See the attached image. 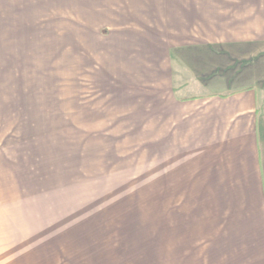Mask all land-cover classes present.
Instances as JSON below:
<instances>
[{
	"label": "crops",
	"instance_id": "0c3cea01",
	"mask_svg": "<svg viewBox=\"0 0 264 264\" xmlns=\"http://www.w3.org/2000/svg\"><path fill=\"white\" fill-rule=\"evenodd\" d=\"M51 1L65 33L115 36L114 123L154 131L176 217L159 251L58 232L22 156L0 149V264H264V0Z\"/></svg>",
	"mask_w": 264,
	"mask_h": 264
},
{
	"label": "rangeland",
	"instance_id": "374dc122",
	"mask_svg": "<svg viewBox=\"0 0 264 264\" xmlns=\"http://www.w3.org/2000/svg\"><path fill=\"white\" fill-rule=\"evenodd\" d=\"M36 2L0 0V149L22 156L28 197L51 207L58 232L159 251L176 197L167 213L154 131L114 123L115 36L65 33L64 7Z\"/></svg>",
	"mask_w": 264,
	"mask_h": 264
}]
</instances>
